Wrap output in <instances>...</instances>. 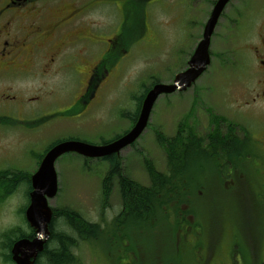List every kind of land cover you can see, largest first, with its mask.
I'll use <instances>...</instances> for the list:
<instances>
[{"label": "rangeland", "instance_id": "374dc122", "mask_svg": "<svg viewBox=\"0 0 264 264\" xmlns=\"http://www.w3.org/2000/svg\"><path fill=\"white\" fill-rule=\"evenodd\" d=\"M118 1L111 21L114 30L118 22H125L126 38L114 52V72L106 80L102 101L89 104L81 118L63 120L66 126L60 133L63 138L75 137L100 145L102 141L112 140L127 131L133 122L129 115L138 112L137 97L155 81H170L185 66V60L201 39L214 0H139L141 14L138 25L131 3L128 0ZM250 4V0H239L226 6L211 38L212 59L207 71L193 87L158 97L143 133L133 146L124 148L119 154L122 175L148 186L144 157L158 171L166 172L165 150L157 141L156 132L171 138L176 134L178 125L183 124L197 136L204 137L211 128L206 107L215 115L239 122V106L246 107V104L241 101L244 92L235 67L238 63L235 50L239 47L237 29L231 21H235L236 13L244 11ZM110 11L105 5H98L95 15L93 12L91 16L99 25L105 26L110 22ZM114 34L116 36V31ZM47 130L48 134L40 139L36 150H42L49 138L57 136L52 127ZM14 140L10 131L1 138L2 143L10 146ZM205 161L182 169L188 196L182 202L172 201L171 204L177 206L179 215L182 206H187L186 214L192 215L199 225L196 236H213L216 241L220 239L223 242L224 248L228 247L224 242L230 243L221 264H249L243 251L244 239L252 236L256 240L255 237H260L259 241L264 242V191L253 197L242 196L241 201V197L234 192L238 181L233 168H227L225 179L220 180L216 174H211ZM249 165L257 168L254 161H249ZM55 169L58 192L49 200V205L57 211L73 210L90 223H100L103 228L94 233V237L81 240L65 217L61 214L55 217L54 231L78 240L72 248L78 264H191L188 253L178 249L182 242L179 241L176 249L175 230H166V226H171V213L159 219L154 217L155 213L148 218L143 214L139 221L128 218L123 220L124 224H119L120 227L112 224L118 221L122 204L117 176L110 184L109 196L105 197L102 193V180L110 169L108 160L65 153L55 161ZM252 177H259L255 169ZM172 181L177 186L181 184L178 176ZM225 181H229L231 189L224 187ZM24 188L25 185H20L12 196L5 201L2 199L6 209L0 216V232L14 224L21 227L24 223L19 209L25 201L27 204ZM178 191L183 192V189L178 187ZM156 221L157 229L144 230ZM254 224L255 228H252ZM22 229L28 230L27 227ZM46 244L49 248L55 246L54 240L49 242L48 239ZM0 248L4 251L2 244ZM158 260L161 262L158 263ZM0 264L14 263L0 257ZM39 264L49 263L43 256Z\"/></svg>", "mask_w": 264, "mask_h": 264}, {"label": "flooded vegetation", "instance_id": "af4514ba", "mask_svg": "<svg viewBox=\"0 0 264 264\" xmlns=\"http://www.w3.org/2000/svg\"><path fill=\"white\" fill-rule=\"evenodd\" d=\"M128 1L133 12L141 9V1ZM118 2L0 0V216L6 209L2 199L5 201L18 186L25 185L27 204L25 201L19 209L24 220L21 227L28 228L24 230L14 224L0 232V244L4 249L1 251L0 248L2 258L11 259V247L15 241L35 236L25 218L32 190L30 177L53 145L67 139H77L61 137V131L66 128L63 120L81 118L89 104L102 99L106 80L114 72V52L125 41V22H118L114 30L111 21ZM250 2V6L236 13L235 21H231V25L237 29L239 47L235 50L238 55L235 67L244 92L241 101L246 107L239 106V122L221 116L218 120V134L213 135L219 139L228 137V144L234 138L239 144L236 156L219 158L218 168L213 170V174L220 179L224 178L225 170L221 165L226 164L227 159H235L237 166L229 168H233L236 175L238 184L234 192L241 197V201L242 196L253 197L264 191V0ZM98 5H105L111 10L110 22L105 26L99 25L91 16L93 12L95 15ZM196 46L185 60V66L178 72L188 67ZM174 76L170 81L160 82L171 83ZM67 81L70 84L67 85ZM50 127L57 131V136L49 138L42 150H36L40 139L48 134L47 129ZM7 131L12 132L15 139L11 146L1 142L2 135ZM206 136L207 143L211 145L224 143L211 140L210 130ZM249 161H254L258 169L250 166ZM27 165L36 167L34 169ZM253 168L258 178L252 177ZM228 184L229 181H225L224 187L231 189ZM13 187V192L8 194ZM171 202L165 210L166 214H172L171 226H166V230H175L176 249L179 241L182 242L178 249L188 253L191 264H221L230 243L224 242L228 246L224 248L220 239L216 241L209 235L206 238L196 236L199 225L192 215L186 214L187 206L183 205L180 215L176 217L173 212L177 206ZM55 211L53 209L52 221L58 216ZM112 224L118 227L122 225L120 222ZM156 224L157 221L144 230L157 229ZM252 228H255V224ZM9 230L13 234L7 237L5 232ZM255 238L249 236L244 239L243 251L248 256L249 264H264V255L261 256L264 253V242L259 241L260 237ZM42 253L37 256L34 264H39Z\"/></svg>", "mask_w": 264, "mask_h": 264}, {"label": "trees", "instance_id": "16d2710c", "mask_svg": "<svg viewBox=\"0 0 264 264\" xmlns=\"http://www.w3.org/2000/svg\"><path fill=\"white\" fill-rule=\"evenodd\" d=\"M133 14H135L137 18L136 25H138V17L139 14H141V9L133 12ZM114 60L116 61V57ZM148 89L149 88L144 90L142 94L137 97V110H139L141 101ZM205 109L208 111L210 119L212 120L211 129L213 130L209 138L211 140L224 141V143L211 145L207 143L208 137L197 136L192 129H186L183 124L178 125L176 134L171 138L163 137L162 134L156 132L157 141L163 145L165 150L167 170L166 172L158 171L151 161L144 157L143 160L149 178L148 186H143L131 178L122 175L121 162L118 160L119 157L114 155L105 158L110 164V169L102 180V193L105 197L109 196L110 184L113 177L117 176L122 204L117 219L118 222L123 224V220L126 221L128 218L134 219L133 221H139L143 214L146 215L147 218L150 215H154V213V216H158V218L159 216H164L163 207L165 203L170 201L182 202V200L188 196L183 168L188 169L189 166L192 168L201 160L214 163L215 167H218L216 165L219 163V156H226L229 158L236 156L235 151H237L236 148L239 146L236 139L232 138V143L230 142V144H228V137L219 139L217 136H213L218 134V120L221 119V116L213 114L209 107ZM137 113L129 115V118L134 121L137 117ZM185 124L188 126L190 125L187 123ZM190 156L193 157L190 158ZM226 164L229 167H235L237 166V161L235 159H227ZM176 176L180 179V186H177L178 184L172 181ZM178 187L179 189H183V192H179ZM13 190L14 187L10 188L8 194H11ZM55 214H61V216L65 217L70 228L78 234V238L81 240L94 237V233L103 229L100 223H90L81 215L69 209L56 210ZM177 215L178 209H176V216ZM53 223V221L50 223L51 233L49 242L54 240L55 246L49 248L48 245H45L42 255L46 257L49 264H78L77 257L72 251V248L76 246L78 240L63 232H55ZM12 234V231L5 233L7 237L12 236ZM7 246H10L9 242Z\"/></svg>", "mask_w": 264, "mask_h": 264}, {"label": "water", "instance_id": "95a60500", "mask_svg": "<svg viewBox=\"0 0 264 264\" xmlns=\"http://www.w3.org/2000/svg\"><path fill=\"white\" fill-rule=\"evenodd\" d=\"M229 1L216 0L214 2L205 22L202 37L188 61V67L177 73L171 83L158 82L150 87L142 100L136 121L127 132L100 145L80 140H64L53 145L46 152L39 167L31 175L32 190L29 193V204L25 209V218L34 229L35 236L32 239L21 238L12 244L11 259L15 264H34L37 256L44 250L53 216V210L48 204V200L53 198L58 190L56 159L68 152L88 158L107 157L119 154L121 150L135 142L146 128L157 98L162 94L186 90L210 64L211 37L222 11Z\"/></svg>", "mask_w": 264, "mask_h": 264}, {"label": "bare ground", "instance_id": "6f19581e", "mask_svg": "<svg viewBox=\"0 0 264 264\" xmlns=\"http://www.w3.org/2000/svg\"><path fill=\"white\" fill-rule=\"evenodd\" d=\"M62 262V261H61Z\"/></svg>", "mask_w": 264, "mask_h": 264}]
</instances>
